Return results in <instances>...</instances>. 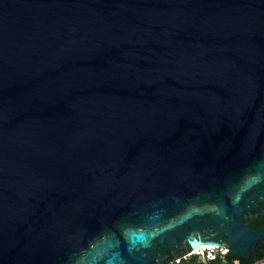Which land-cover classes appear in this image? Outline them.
<instances>
[{"label":"water","instance_id":"1","mask_svg":"<svg viewBox=\"0 0 264 264\" xmlns=\"http://www.w3.org/2000/svg\"><path fill=\"white\" fill-rule=\"evenodd\" d=\"M264 0H0V264H171L264 241Z\"/></svg>","mask_w":264,"mask_h":264},{"label":"built area","instance_id":"2","mask_svg":"<svg viewBox=\"0 0 264 264\" xmlns=\"http://www.w3.org/2000/svg\"><path fill=\"white\" fill-rule=\"evenodd\" d=\"M229 251V248L226 247H202L197 251L178 257L171 264H213L219 258H221V264H240V259L226 260Z\"/></svg>","mask_w":264,"mask_h":264},{"label":"trees","instance_id":"3","mask_svg":"<svg viewBox=\"0 0 264 264\" xmlns=\"http://www.w3.org/2000/svg\"><path fill=\"white\" fill-rule=\"evenodd\" d=\"M255 226L258 228H264V219H260L258 221L255 222ZM233 259L231 252L229 251V253L226 256V260L227 261H231ZM221 258H219L218 261H214L213 264H219L220 263ZM264 260V241L261 244V246L258 249V253L256 256H254L253 258H243L240 259V264H256L259 261ZM221 264V263H220Z\"/></svg>","mask_w":264,"mask_h":264},{"label":"bare ground","instance_id":"4","mask_svg":"<svg viewBox=\"0 0 264 264\" xmlns=\"http://www.w3.org/2000/svg\"><path fill=\"white\" fill-rule=\"evenodd\" d=\"M204 247H214V246H204ZM194 251H197V249H195ZM194 251H193V252H194ZM256 264H264V260L259 261V262H257Z\"/></svg>","mask_w":264,"mask_h":264}]
</instances>
